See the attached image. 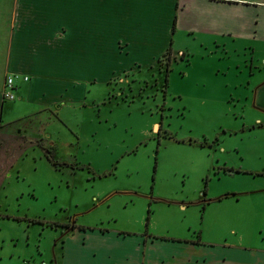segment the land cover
<instances>
[{"label":"rangeland","instance_id":"obj_1","mask_svg":"<svg viewBox=\"0 0 264 264\" xmlns=\"http://www.w3.org/2000/svg\"><path fill=\"white\" fill-rule=\"evenodd\" d=\"M231 49L184 39L155 67L83 80L87 99L68 102L66 120L1 126L0 264L61 263L66 231L49 224L75 220L220 245H240L247 222L262 238L264 125L241 99L244 55ZM228 192L240 195L215 199ZM74 234L62 264H113Z\"/></svg>","mask_w":264,"mask_h":264},{"label":"crops","instance_id":"obj_2","mask_svg":"<svg viewBox=\"0 0 264 264\" xmlns=\"http://www.w3.org/2000/svg\"><path fill=\"white\" fill-rule=\"evenodd\" d=\"M187 38L243 52V62L236 63L243 76L241 99L256 111L254 122L264 125V0H0V127L66 120L67 103L87 99L83 80L106 81L155 67ZM11 75L15 99L4 97ZM73 223H64L69 227L63 228V258L55 264L76 254L77 230L87 240L81 248L100 252L113 264L130 259L134 264H264V235L252 232L247 222L241 224L240 245L170 237L152 226L144 235H117ZM216 247H223L218 254ZM213 254L219 257L213 260Z\"/></svg>","mask_w":264,"mask_h":264},{"label":"built area","instance_id":"obj_3","mask_svg":"<svg viewBox=\"0 0 264 264\" xmlns=\"http://www.w3.org/2000/svg\"><path fill=\"white\" fill-rule=\"evenodd\" d=\"M14 75H11L7 78V82H6V88L4 91V97L7 99H15L16 95L13 91L14 89Z\"/></svg>","mask_w":264,"mask_h":264},{"label":"trees","instance_id":"obj_4","mask_svg":"<svg viewBox=\"0 0 264 264\" xmlns=\"http://www.w3.org/2000/svg\"><path fill=\"white\" fill-rule=\"evenodd\" d=\"M171 53H172V51H171V49H169V51L167 52V55L170 57ZM169 71H170V66H167V68H166L167 76L169 74ZM166 85H168V79H166ZM48 151L51 152L50 150H48ZM48 157L52 161H54L53 156H48ZM54 163H56V162L54 161ZM57 164H58V162H57ZM207 191H208V185H206V191L205 192L207 193ZM49 226H51V227H60V226H62V228H68L69 224L51 223V224H49ZM82 229H84V227H82Z\"/></svg>","mask_w":264,"mask_h":264}]
</instances>
